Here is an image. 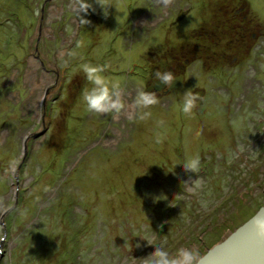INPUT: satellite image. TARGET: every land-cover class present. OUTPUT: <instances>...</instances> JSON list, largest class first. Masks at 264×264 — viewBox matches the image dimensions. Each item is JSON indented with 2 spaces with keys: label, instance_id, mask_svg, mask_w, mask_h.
<instances>
[{
  "label": "rangeland",
  "instance_id": "1",
  "mask_svg": "<svg viewBox=\"0 0 264 264\" xmlns=\"http://www.w3.org/2000/svg\"><path fill=\"white\" fill-rule=\"evenodd\" d=\"M88 2L82 25L73 0H0V264H138L152 235L202 255L264 203V0ZM162 59L185 80L139 121ZM83 63L108 65L121 114L86 110Z\"/></svg>",
  "mask_w": 264,
  "mask_h": 264
},
{
  "label": "clouds",
  "instance_id": "2",
  "mask_svg": "<svg viewBox=\"0 0 264 264\" xmlns=\"http://www.w3.org/2000/svg\"><path fill=\"white\" fill-rule=\"evenodd\" d=\"M95 2L104 10L105 16L107 15V7L109 5H114L112 0H95ZM170 2L171 0H163L165 5ZM90 8H92V5L88 0H73V9L82 25L89 23V21L80 14L82 12L87 13ZM78 46H83V42H80ZM107 68L108 65H93L91 63H83L80 66V71L83 72L86 81L91 85V87H84L82 89L81 99L86 106V110L90 113L98 115H119L126 107L123 99L124 92L119 82L109 81L105 75H103ZM175 78V74L166 69L163 71L157 70L155 72V79L160 81L165 88L171 86ZM198 98L199 95L197 93H194L192 90H186L182 95L180 111L185 116L192 118ZM158 103L159 100L156 92L145 91V87L138 89L133 100V107L139 109L136 113V119L139 121L147 120L152 115L149 110ZM158 123L163 125L164 122L161 120ZM233 124L238 127L236 121H233ZM199 134L200 133H198V135ZM164 139H166V135L157 133L156 143L162 144ZM15 163L16 162L13 161V170ZM181 165L186 173L196 175L195 179H191L190 177L188 181H185V184L188 186V191L191 194H198L204 183L197 176L201 170L199 154L188 157ZM200 204L201 207H207V202L204 200H200ZM8 210V207L0 201V215L5 214ZM251 223L255 233L258 236L264 237V218L255 217ZM0 239H4V237L0 235ZM142 239H144L148 245H151L153 250L146 256L139 258L138 264H200L201 252L198 245L193 244L178 247L175 250H169L163 242H156L155 235L150 237L146 236Z\"/></svg>",
  "mask_w": 264,
  "mask_h": 264
},
{
  "label": "water",
  "instance_id": "3",
  "mask_svg": "<svg viewBox=\"0 0 264 264\" xmlns=\"http://www.w3.org/2000/svg\"><path fill=\"white\" fill-rule=\"evenodd\" d=\"M182 81L179 75L168 89L177 88ZM201 97L202 91H196ZM255 217L264 218V203L246 221L229 231L200 257V264H264V237L253 227Z\"/></svg>",
  "mask_w": 264,
  "mask_h": 264
},
{
  "label": "flooded vegetation",
  "instance_id": "4",
  "mask_svg": "<svg viewBox=\"0 0 264 264\" xmlns=\"http://www.w3.org/2000/svg\"><path fill=\"white\" fill-rule=\"evenodd\" d=\"M261 32V34H263V31H260ZM254 37L256 36V35H253ZM260 52H259V54H263L264 53V46L263 45H261L260 46ZM164 69H166V70H168V71H171V72H173L174 74H175V79H177V77L179 76V75H182V81H181V83L178 85V87L177 88H173V89H178V88H180V86L182 85V83L184 82V80H185V78H184V74H185V72H186V68H184V67H181L180 66V71H176V70H173L172 68H170V66L168 65V62H166V60L165 59H162V62H160V65H157V66H155L154 68H153V74H152V78H154L155 77V72L157 71V70H159V71H163ZM176 72H178V73H176ZM183 73V74H180V73ZM149 79V78H148ZM175 79H174V81L173 82H175ZM146 90L147 91H154V92H160V93H162V94H166L167 92H169V90H171V89H168L169 87H167V88H165L164 86H163V84L160 82V81H158V80H156V79H150V80H148V82L146 83ZM260 207V206H259ZM258 207V208H259ZM257 208V209H258ZM256 209V210H257ZM255 210V211H256ZM234 229V228H233ZM229 231H231L230 229H228V232ZM216 243V242H215ZM214 244V243H213ZM204 250H203V252L206 250V247L205 248H203ZM202 253V252H201Z\"/></svg>",
  "mask_w": 264,
  "mask_h": 264
}]
</instances>
